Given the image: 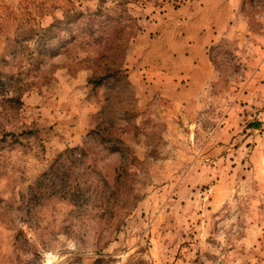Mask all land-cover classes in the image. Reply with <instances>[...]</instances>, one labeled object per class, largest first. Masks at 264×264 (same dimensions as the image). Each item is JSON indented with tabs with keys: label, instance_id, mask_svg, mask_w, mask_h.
<instances>
[{
	"label": "rangeland",
	"instance_id": "rangeland-1",
	"mask_svg": "<svg viewBox=\"0 0 264 264\" xmlns=\"http://www.w3.org/2000/svg\"><path fill=\"white\" fill-rule=\"evenodd\" d=\"M0 264H264V0H0Z\"/></svg>",
	"mask_w": 264,
	"mask_h": 264
}]
</instances>
